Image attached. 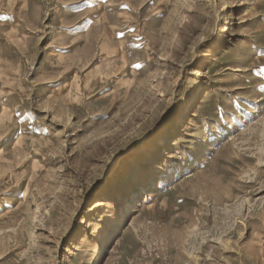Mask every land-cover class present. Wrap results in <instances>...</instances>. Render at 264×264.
<instances>
[{
    "label": "rangeland",
    "instance_id": "obj_1",
    "mask_svg": "<svg viewBox=\"0 0 264 264\" xmlns=\"http://www.w3.org/2000/svg\"><path fill=\"white\" fill-rule=\"evenodd\" d=\"M0 264H264V0H0Z\"/></svg>",
    "mask_w": 264,
    "mask_h": 264
}]
</instances>
